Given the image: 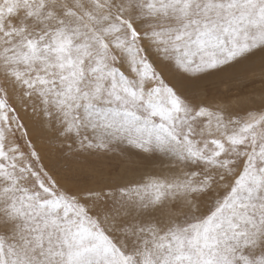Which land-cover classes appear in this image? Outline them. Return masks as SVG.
<instances>
[{
  "label": "snow or ice",
  "instance_id": "1",
  "mask_svg": "<svg viewBox=\"0 0 264 264\" xmlns=\"http://www.w3.org/2000/svg\"><path fill=\"white\" fill-rule=\"evenodd\" d=\"M221 73L264 85V0H0V264H264V87Z\"/></svg>",
  "mask_w": 264,
  "mask_h": 264
},
{
  "label": "rangeland",
  "instance_id": "2",
  "mask_svg": "<svg viewBox=\"0 0 264 264\" xmlns=\"http://www.w3.org/2000/svg\"><path fill=\"white\" fill-rule=\"evenodd\" d=\"M229 73H221L214 79L217 81L218 87L213 89V95L217 98L225 97L229 94H236L237 92L255 91L259 93L260 89L264 87L257 79L246 84H233L227 79ZM129 157L134 160H139V157L132 151L128 153ZM89 162L101 167L105 172L112 171V165L119 160V168L121 175L125 176L127 180L139 181L145 174V172L151 169L143 166H135L131 164L130 160L126 161L122 158L115 156H101L98 158H88Z\"/></svg>",
  "mask_w": 264,
  "mask_h": 264
}]
</instances>
